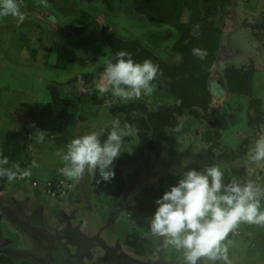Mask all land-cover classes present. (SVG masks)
I'll use <instances>...</instances> for the list:
<instances>
[{
    "label": "rangeland",
    "instance_id": "rangeland-1",
    "mask_svg": "<svg viewBox=\"0 0 264 264\" xmlns=\"http://www.w3.org/2000/svg\"><path fill=\"white\" fill-rule=\"evenodd\" d=\"M260 1L238 0L239 8L246 14L247 12L243 8H251L256 3L259 4ZM21 2L24 5L23 9L28 12L23 11L26 15L23 23L17 24L15 18L12 17L0 20V140L8 129H17L21 125L29 127V154L32 157V163L29 167L31 175L17 178L12 182L14 186L21 185L25 189L31 190L45 204L59 205L60 203H57L58 201L55 199L65 202L68 197H74L71 196V192L75 187V183L58 172V169L65 163L63 155L67 144L74 137L90 131H99L101 128H104L106 132L110 130L112 122L118 119V115L108 112L109 106L112 107L114 104L126 102L108 94L105 103L102 105L93 104L90 100L93 90L82 96V98L73 96L75 93L72 87V80L75 78L73 76L78 74L77 72L85 68L86 65L100 60L99 57H103L105 53L107 55V51L109 52L108 47L106 45L104 47L103 40L96 35L88 36L84 34L86 37L75 35V38L74 36L67 35L68 37L58 38L60 39L59 41H62V43L76 53V58L74 63L65 69L56 68L54 66L56 52L53 44L56 43L55 39L58 36L54 35L55 32L51 25L40 19H36L30 11L33 4L39 5L42 3V5H45L44 7L51 9L61 17L63 27H71L67 25H76V20L82 15V11H85L82 6H87L88 2L81 0H42L41 2H38V0H21ZM239 8L236 10L238 11L237 28H239L238 25H241L239 22ZM138 18L133 21L134 24L138 23ZM151 25L156 28L148 32L145 38L152 48L160 50L163 53L164 50L162 48L168 49V46L171 44L170 40H173L176 35L169 28H157L158 26L165 27V25L155 23H151ZM119 29L123 31L121 28ZM145 31L147 29L144 28L140 31L138 30L136 34L143 39ZM123 34L126 33L123 31ZM248 34V31L236 29L233 36L234 38L237 36L244 43V38H247ZM250 42H252L251 39ZM161 44H163V47ZM250 44L254 45L255 42ZM230 47H236L235 50L240 48V51H242L239 43ZM251 56H254L253 51L245 54L237 62H247ZM164 58L172 62L178 59L173 54H164ZM234 62L232 59L227 63ZM223 68L224 65H221L220 69ZM261 77L260 72H256L254 75V93L264 101V84L261 81ZM50 83L55 84L61 91L62 96L70 100L68 115L61 120L55 119L50 90L46 87ZM140 98L153 101L154 94L152 92L150 95H142ZM237 99L239 98L236 97L235 100ZM231 114L230 112V117ZM234 116L235 114H232V117ZM227 118L231 120L229 116ZM181 124L182 127H179V130H177ZM178 126L173 129H167L166 134L168 139L165 145L168 147L170 144V149L160 153L162 157H165L163 153L169 156L170 161L175 160L164 168L161 173L163 178L170 175L167 177L170 180L167 179L166 190L170 185L177 182L179 177L176 171L181 170L185 164L189 167L218 164L224 171V174L228 173L230 165L225 160L218 159L216 156L209 158L207 154L206 145L200 139L202 132L206 129L205 125H198L193 117L182 115L179 117ZM40 130L46 131L44 142H38L37 140ZM124 139V150L129 157V163L126 168L130 172V167L132 166L135 169L140 161L139 157L141 155L139 152L142 150V143L134 134ZM149 156L151 158V154ZM145 163L148 162L145 161ZM243 164L249 169L253 166L261 168L258 162L251 161L250 159ZM262 166L264 174V161H262ZM153 167L156 168L155 165ZM88 171L89 175V173L93 172V169H88ZM138 172L143 171L138 170ZM145 173L141 176H146ZM33 180H36L38 184L32 185ZM260 180H263V177ZM41 181L44 182V186L39 185ZM47 183L50 185L54 183L56 185L55 190L64 189L65 194L52 197L47 193ZM5 186L10 187L9 185ZM102 187L103 196V191L107 192L108 189L107 185ZM93 198L96 203L97 214L107 213L108 211H99L100 204L98 202L104 204L103 198H98L97 202L96 197ZM81 203H83L82 200ZM261 203L264 205V199H262ZM151 215L150 213L135 209L122 210L120 214L115 216L116 220L113 223V228L116 230L117 226V234L120 239L126 238L127 233L133 230H137L139 234L143 233L149 237H153L148 228V217ZM53 219L56 220L51 215L49 220L54 221ZM234 232V237L240 241H244L243 245L246 247L244 256H246L249 264H264V226L242 222L238 224ZM165 243L167 245L166 238ZM245 263L243 262L242 264Z\"/></svg>",
    "mask_w": 264,
    "mask_h": 264
},
{
    "label": "trees",
    "instance_id": "trees-1",
    "mask_svg": "<svg viewBox=\"0 0 264 264\" xmlns=\"http://www.w3.org/2000/svg\"><path fill=\"white\" fill-rule=\"evenodd\" d=\"M88 1V0H81ZM136 8L148 19L154 22L167 24L177 33L176 39L170 45L165 55L177 56V61L172 62L164 58L159 50L149 47L136 37L122 39L114 33H108L103 39L110 50L109 58L120 50L125 49L133 54V59L142 61L150 58L159 65L160 75L153 82V101L134 99L126 103L115 104L108 110L118 115L123 124L125 121L136 128L133 133L139 140L145 141L150 149L165 144L168 137L166 131L173 129L179 124V117L189 115L197 124L205 123L208 127L202 132L201 139L207 145L209 158L218 152L220 159L230 162V175L225 182L233 177L243 180L245 177V166L242 165L244 156L248 152L246 144H239L232 149H225L221 139V121L216 111L211 106V85L209 76L214 70V62L218 53L220 42L224 36L223 25L225 18L230 13L231 0H135ZM89 15L84 11L81 15L82 31L96 32L100 25L96 21L87 23ZM256 26V25H254ZM257 26L261 33L264 29ZM257 36L258 34L255 33ZM258 36L263 37V32ZM55 48L54 66L65 69L74 63L76 53L65 44H53ZM163 49V48H162ZM164 50V49H163ZM194 50L205 53L203 57L194 54ZM105 64L97 70L85 76L90 88L94 87L96 81L102 74ZM254 72L252 64L235 67L228 65L222 75V86L231 94L251 95V76ZM51 103L55 111V119L61 120L68 115L70 100L63 97L56 85H50ZM214 90V89H213ZM97 93L91 96L93 104H102L106 101ZM136 113L135 117L131 113ZM107 132L105 131V136ZM101 137V140L105 138ZM125 140V139H124ZM122 144V154L115 161V176L110 181L99 178L97 170L93 169L90 174L94 194L97 198H108L116 204L121 197L129 172L128 154ZM29 127L21 125L17 129H8L0 140V153L7 156L10 167L12 163L20 164L21 169L29 168L32 157L29 154ZM89 172V171H88ZM6 177H0V182L5 183ZM74 183L76 179L72 180ZM107 185L110 193L102 196V186ZM55 189L56 185L51 184ZM166 191L164 181L157 185H145L142 189L135 191L125 208L135 209L152 214L155 210V200ZM132 203V204H131ZM125 245L137 253H143L145 239L138 232H129L124 240ZM0 264H30L27 261L16 262L11 256L0 255Z\"/></svg>",
    "mask_w": 264,
    "mask_h": 264
},
{
    "label": "clouds",
    "instance_id": "clouds-1",
    "mask_svg": "<svg viewBox=\"0 0 264 264\" xmlns=\"http://www.w3.org/2000/svg\"><path fill=\"white\" fill-rule=\"evenodd\" d=\"M21 0H0V20L15 18L17 24L26 19L21 10ZM200 57L204 52L194 50ZM159 65L150 58L142 61L133 59L125 49L118 50L105 62L101 76L94 81L95 90L102 97L110 93L123 102L150 95L153 83L160 75ZM135 117L136 113H131ZM182 127V124L178 126ZM137 130L134 125L119 119L112 122L105 136V129L90 131L74 137L66 146L64 165L59 174L69 180L79 178L86 169H94L103 181L115 176L114 165L122 154L124 138ZM46 131L40 130L38 142H44ZM105 136L103 140L101 137ZM252 161H264V135H260L251 149ZM7 156L0 153V177L8 181L31 175L29 168L21 169L19 163L10 167ZM178 180L170 185L155 200V210L148 217V228L157 238H166L167 244L182 250L185 264H197L201 257H207L212 264L228 258L229 233L240 223L264 226V188L253 180H239L235 177L225 182L224 171L218 164L203 167H189L187 164L176 171Z\"/></svg>",
    "mask_w": 264,
    "mask_h": 264
},
{
    "label": "flooded vegetation",
    "instance_id": "flooded-vegetation-1",
    "mask_svg": "<svg viewBox=\"0 0 264 264\" xmlns=\"http://www.w3.org/2000/svg\"><path fill=\"white\" fill-rule=\"evenodd\" d=\"M33 1H35V0H33ZM41 1L42 0H40V1L38 0V2H41ZM86 2H88L87 6L86 5H85V7L82 6V8L85 9V12L89 15V18H88L86 24L90 23L92 21H96L100 25L99 30H97L96 32H93V33L80 30V28L83 27V25H84L81 22V19H80L81 16H79L78 17L79 19L76 20L77 26L74 24H69L67 26H71V27H63L61 17H59L58 14L55 13L54 11H52L51 9L44 7L45 5H42V3L39 5L33 4L30 8V11H31V14H33V16L36 19H40L41 21H44L45 23H47L48 25H51L53 27L54 32H55L54 35L58 36L55 39L56 40L55 44H64V43H62V41H59L60 39H58L61 37L65 38L68 36H74V38H75V35H81L80 37H83L85 35H88V36L96 35L100 39L103 40V41L102 40L101 41L103 42V45L105 47L106 44H105L103 38L108 33H114V34L120 36L122 39H126L128 37H136V38L140 39L141 41H143L145 44H147L149 47H151L149 42L145 38V35L148 32H150L152 29L156 28L155 26L151 25V23L165 25V27L158 26L157 28H169V30H172L173 33H175V35L177 37V33L174 32V30L172 28H170V26H168L167 24H164V23L154 22V21L148 19L140 11H138L136 8L135 0H99V1L88 0ZM231 5H233L236 9L239 8L238 0H231ZM231 5H230V13H231ZM23 7H24V5H22V11H26L23 9ZM243 9L247 13L244 14L243 10H241V9L239 10V14H240L239 15V22L241 25H238L239 28H237V30L248 31L249 34H248L247 38H244V41H243L244 43H242L241 40H239L237 38V36H236L235 40H236L237 44L239 43L241 45L242 50L244 49V51H241V53L238 55L232 56L230 59L222 62L219 65V77L212 80L214 82L213 86L215 84V87L213 88L214 90L213 89L211 90V99H210L211 106L214 108L217 116L219 117V119L221 121V125H222L221 139H222V142H223L222 144L225 147V149L227 150V149L235 148L239 144H246V146H248V152L243 158L242 165H244L243 163L245 161L250 159L251 149L254 146L255 140L260 135H264V101H262V98L257 96L254 93V83H253L255 73L260 72V74L262 76L261 81L264 84V29H262L264 27H261V29L263 30L262 31L263 32L262 38L258 37V36H261L260 34L262 32L259 33L260 30L257 28V26H263L264 25V0H261L259 4L256 3V5H254L251 8L245 7ZM82 12H84V10ZM230 13L226 16V18L230 15ZM136 18H138L139 20L137 19L138 23L134 24L133 21L136 20ZM101 21H103L104 25L101 23ZM254 25H256V26H254ZM104 26L106 29L104 31L105 33L102 34L103 33L102 28ZM119 28H121L126 34H123V31H120ZM144 28L147 29V31H145L143 33V39H142L136 33H138V30L140 31L141 29H144ZM224 28H225V24L223 25V34H224ZM255 33H257L258 36ZM176 37L173 40H170L171 44L176 39ZM250 39L252 42H255L254 45L250 44V43H252V42H250ZM161 45L163 47V44H161ZM170 45L168 46V49H169ZM168 49H164V51L168 52ZM250 51H253L254 56L249 57L247 62H241V63L237 62V60H240L245 54L249 53ZM109 53H110V50H109V52L107 51V55L105 53V55L103 57H99L100 60H97V61L94 60L95 61L94 63L92 62L91 64L86 65L85 68H82L79 72H77L78 74L73 76L75 78L72 77L73 78L72 87H73V90L75 91L73 96H77L79 98H82V96L88 94L89 92H91V90H93V93L90 95V100H91V96L94 93H96L97 91L95 90V87L90 88L88 86V83L85 79V76L87 74L92 73L95 70H97L102 64H105V62L109 58ZM232 59L235 61L234 63H227L228 61H230ZM250 64H252L254 67V72L252 73V76H251V88H250L251 95L250 96H248L246 94H231L227 89H224V87L222 86L223 82L221 79H222V75L224 73V69L226 66L233 65L235 67H241V66H247ZM221 65H224L223 69H220ZM212 81H211V83H212ZM50 85H55V84H53V83L48 84L46 86L48 88V90H49ZM213 92L218 93V97L215 98L214 101H213V95H212ZM108 94H110V93L104 94L106 96V98H107ZM236 97H238L239 99L235 100ZM142 100H144V99H142ZM109 108H110V106H109ZM230 112L232 114H235V116L232 117V114H231V117H230ZM228 116H229V118H231V120L227 118ZM199 125H205L206 129L208 127L205 123H201ZM200 139H201V137H200ZM201 141H202V139H201ZM141 143H142V145H141L142 150H141V152H139V154L141 155V157H139L140 161H139V163L135 169H133L132 166L130 167L131 171L129 172L128 180L134 174L142 175V174H144V172H146L145 178L147 180L144 183H142L139 186V188L136 189V191L142 189L145 185H157L161 180H163L164 184L166 185L167 179L170 180V178H167V177L170 175H167L165 178H163L161 176V173L163 172L164 168L169 166L171 164V162H173L175 160L170 161L169 156H166L163 153V155L165 157H162V154L160 155V153L162 151L164 152L166 150H169L170 144L168 145V147H166L165 144H162L160 146H156L152 150L147 146V143L145 141H141ZM206 150H208L207 145H206ZM150 154H151V158L149 156ZM218 154H219L218 152H215V156L218 159H220L218 157ZM222 160H225V159H222ZM145 161H147L148 163H145ZM225 161L230 165L229 161H227V160H225ZM150 162H151V164H150ZM251 163H253V162H251ZM153 165H155L156 168H154ZM258 165H260L261 168H257L255 166H253L251 169H249L248 167H245V177L243 180H249V179L253 180L256 184H258L259 186H261L263 188L264 187V174H263L262 161H258ZM138 170L143 171V172L139 173ZM230 171H231V167H230V170L228 169V173L225 174V181L227 180L228 176L230 175ZM87 172H88V169H87ZM88 176H89V182H90L91 189H92V194L94 197H96L94 194V188L95 187L92 185L90 174ZM261 177H263V180H260ZM5 185H9L10 187H7ZM75 185H76V182H75ZM15 186H17V187H15ZM15 186H14V183L12 181L6 180V182L2 183V184L0 182V191L11 193V192H14L18 187H22L21 185H15ZM22 188L24 190H27L24 187H22ZM103 193H104V195H109L110 191L108 189L107 192L103 191ZM97 199L98 198L96 197V202H97ZM55 200L58 201L57 203H60V204L66 203L70 200L72 203L81 204V200L77 196L68 197L65 202H60V200H58V199H55ZM103 200H104L103 202H105L104 204H101V202H98V204H100V206H99L100 212H106V211L111 212L114 210L116 204L118 203L117 202L116 204H113L112 201L108 198V196H107V198H103ZM122 210L127 211L126 208L122 209ZM122 210H121V212H122ZM49 217H51V216L46 217L45 223L49 227L55 226L57 224V221L54 219H53L54 221L49 220ZM115 220H116V217H114V219H112V221L110 223V227H109L110 232H112V230H114V228H113L114 224L113 223L115 222ZM114 232H116V234H117V226H116V230H114ZM132 232H138V231L133 230ZM231 233H233V234H231ZM234 234H235L234 231L230 232L228 237L225 240V243H227V245H228V258H229L231 264H242L243 262L245 263V261H246L245 264H249V262L246 259V256H244V253L246 251V247L243 245L244 241L238 240L236 237H234ZM140 235L143 239H145L143 253H137L132 248L125 245V243H124L125 238L120 239L119 235L117 234L118 238L120 239V241L124 247L134 251L135 253H137L139 255H147L155 247L156 237H154V236L149 237L143 233H140ZM163 239L165 241V238H163ZM163 255L166 257L174 256L177 259L184 257L182 250H177L174 247L169 246L168 244L166 245V243H165V247H163ZM199 260L202 264H212V262L209 261L207 257H201ZM221 263L224 264L223 261H221Z\"/></svg>",
    "mask_w": 264,
    "mask_h": 264
},
{
    "label": "water",
    "instance_id": "water-1",
    "mask_svg": "<svg viewBox=\"0 0 264 264\" xmlns=\"http://www.w3.org/2000/svg\"><path fill=\"white\" fill-rule=\"evenodd\" d=\"M236 10L231 5V13L225 18L224 36L208 79L210 85L219 77V65L241 53L240 48L230 47L237 44L233 36L237 29ZM105 29L104 26L102 34ZM212 95L214 101L218 93ZM76 180L71 196L80 198L81 204L71 200L59 205L45 204L31 190L22 187L11 193L0 191V255L30 264H185L184 257L163 255V238L156 237V245L149 254L139 255L124 247L117 234L109 231L112 219L147 180L145 176H131L114 210L103 214H97L87 170ZM39 185L44 186V182ZM51 215L57 224L49 227L45 220ZM197 264L202 263L198 260Z\"/></svg>",
    "mask_w": 264,
    "mask_h": 264
},
{
    "label": "built area",
    "instance_id": "built-area-1",
    "mask_svg": "<svg viewBox=\"0 0 264 264\" xmlns=\"http://www.w3.org/2000/svg\"><path fill=\"white\" fill-rule=\"evenodd\" d=\"M37 184L38 183L36 182V180L32 181V185H37ZM46 188H47V193L50 194L52 197H54L56 195H64L65 194L64 189L55 190L51 187V185L49 183L46 184Z\"/></svg>",
    "mask_w": 264,
    "mask_h": 264
}]
</instances>
